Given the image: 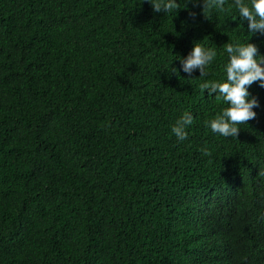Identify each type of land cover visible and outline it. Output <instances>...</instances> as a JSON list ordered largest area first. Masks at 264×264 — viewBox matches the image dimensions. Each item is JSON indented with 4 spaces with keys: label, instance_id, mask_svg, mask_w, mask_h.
<instances>
[{
    "label": "trees",
    "instance_id": "trees-1",
    "mask_svg": "<svg viewBox=\"0 0 264 264\" xmlns=\"http://www.w3.org/2000/svg\"><path fill=\"white\" fill-rule=\"evenodd\" d=\"M177 2L0 0V264H264V88L225 138L201 87L264 35L232 0ZM196 42L207 75L173 74Z\"/></svg>",
    "mask_w": 264,
    "mask_h": 264
},
{
    "label": "clouds",
    "instance_id": "clouds-1",
    "mask_svg": "<svg viewBox=\"0 0 264 264\" xmlns=\"http://www.w3.org/2000/svg\"><path fill=\"white\" fill-rule=\"evenodd\" d=\"M237 9L239 18L247 22V32L252 35H264V0H232ZM156 13L170 14L179 8L177 0H148ZM225 0H203L205 8L222 10ZM194 15V13L192 14ZM224 51L228 62L225 65L226 79L223 82H205L201 87L215 98L224 101L227 107L215 119L207 121V126L213 133H218L225 138L237 137L240 125L256 118L254 109L259 107L255 97H251L249 87L258 83L264 88V56L258 54V48L249 40L244 43H226ZM217 51L205 48L199 42L194 43L186 57L177 55L179 69L171 67V72L179 75L183 72L191 77L194 72H199L200 77L207 75V67L213 63ZM193 123L191 113L184 114L171 128V132L178 141L187 139L186 128Z\"/></svg>",
    "mask_w": 264,
    "mask_h": 264
}]
</instances>
